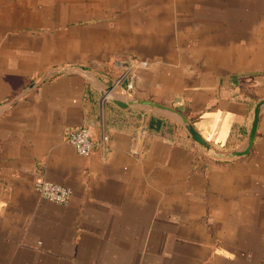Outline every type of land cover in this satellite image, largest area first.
Returning <instances> with one entry per match:
<instances>
[{
  "label": "crops",
  "instance_id": "0c3cea01",
  "mask_svg": "<svg viewBox=\"0 0 264 264\" xmlns=\"http://www.w3.org/2000/svg\"><path fill=\"white\" fill-rule=\"evenodd\" d=\"M125 3L94 21L102 5L11 19L0 0V264H264V105L251 152L216 159L171 117L102 95L169 105L214 150H243L264 0ZM83 127L86 157L68 142ZM37 178L69 204L43 201Z\"/></svg>",
  "mask_w": 264,
  "mask_h": 264
},
{
  "label": "water",
  "instance_id": "95a60500",
  "mask_svg": "<svg viewBox=\"0 0 264 264\" xmlns=\"http://www.w3.org/2000/svg\"><path fill=\"white\" fill-rule=\"evenodd\" d=\"M113 87H109L105 90V93L102 95L106 98L107 101L115 104L121 109H127L130 107H145L152 111L160 112L164 115L171 117L176 120L188 133L189 137L198 145H200L205 151L211 154L213 158L216 159H232L236 157L248 155L254 145L258 126L260 121V114L262 106L264 105V100H261L257 103L254 113L253 120L251 124V129L247 137L246 146L243 150L230 151V152H218L214 150L207 140L201 135V133L196 129L194 124L183 112L165 104H161L151 100L138 99V98H124L114 95L112 91Z\"/></svg>",
  "mask_w": 264,
  "mask_h": 264
},
{
  "label": "rangeland",
  "instance_id": "374dc122",
  "mask_svg": "<svg viewBox=\"0 0 264 264\" xmlns=\"http://www.w3.org/2000/svg\"><path fill=\"white\" fill-rule=\"evenodd\" d=\"M105 1L108 0H4L5 6H8L10 10L9 13L11 19L15 18V13H23L24 10L25 12L30 13L33 12L34 10L39 12L41 10H44L45 8H47L48 11L49 9H52V11L58 10V16L64 14V12L66 11L75 12L77 16H75L74 19H76L78 18L79 15H81V12L84 9V7L92 8L102 5L100 8L101 14L98 15V13H96V16H100V17L97 18L95 17L94 21H99V19L103 21H109L114 18V15L108 17L110 15L108 14L107 10L103 8L104 7L103 4L105 3ZM146 1L147 0H145V2ZM110 2H112V0H110ZM120 3L122 6L126 4L125 0H120ZM144 4L146 5V3ZM145 5L143 6V8H145ZM58 21L61 23L60 19H58ZM75 22L77 21H68L66 22V26L73 25L75 24ZM17 24H18L17 22H15V24L11 23V26ZM111 43H113V41L110 42V44Z\"/></svg>",
  "mask_w": 264,
  "mask_h": 264
},
{
  "label": "built area",
  "instance_id": "2783aa9c",
  "mask_svg": "<svg viewBox=\"0 0 264 264\" xmlns=\"http://www.w3.org/2000/svg\"><path fill=\"white\" fill-rule=\"evenodd\" d=\"M68 142L81 156H89L94 148L91 133L88 128L83 127L71 131L68 135ZM34 190L43 201L58 205H67L72 196L71 189L37 178L34 182Z\"/></svg>",
  "mask_w": 264,
  "mask_h": 264
}]
</instances>
